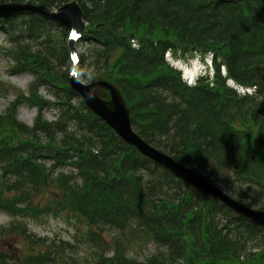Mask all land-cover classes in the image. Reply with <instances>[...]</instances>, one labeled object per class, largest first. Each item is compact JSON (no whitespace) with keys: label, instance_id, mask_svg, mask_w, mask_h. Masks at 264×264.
Here are the masks:
<instances>
[{"label":"trees","instance_id":"trees-1","mask_svg":"<svg viewBox=\"0 0 264 264\" xmlns=\"http://www.w3.org/2000/svg\"><path fill=\"white\" fill-rule=\"evenodd\" d=\"M69 1L27 2L56 9ZM78 2L88 23L79 68L118 84L136 133L264 210V0ZM0 25L14 69L34 76L28 93L18 92L0 115V212L11 218L0 226V264H84L65 258L70 243L29 229L27 220L43 216L81 224L96 247L115 233L112 254L101 247L96 264H264L263 228L142 157L71 91L67 34L58 24L20 13ZM167 52L212 53L213 80L188 86ZM227 80L256 94L241 97ZM43 84L53 100L40 94ZM23 104L38 110L32 126L18 119ZM131 237L156 251L135 261L126 247ZM15 238L23 249L12 254Z\"/></svg>","mask_w":264,"mask_h":264},{"label":"water","instance_id":"water-1","mask_svg":"<svg viewBox=\"0 0 264 264\" xmlns=\"http://www.w3.org/2000/svg\"><path fill=\"white\" fill-rule=\"evenodd\" d=\"M20 12L37 13L49 20L56 21L67 33L73 31L84 34L87 27L84 11L77 0L70 1L56 11H50L44 5L31 3L0 4V19H8ZM69 52H76L75 39L68 41ZM69 86L99 119L105 122L115 134L127 145L133 147L143 157L161 166L173 177L182 181L189 188L199 193L218 200L231 211L241 215L252 224L264 228V211L249 207L222 188L214 184L210 179L198 174L194 169L181 165L171 155L155 148L140 137L132 128V110L120 87L116 83L102 79H94L89 83H83L78 78V67L72 68ZM110 97L107 100V97Z\"/></svg>","mask_w":264,"mask_h":264},{"label":"rangeland","instance_id":"rangeland-1","mask_svg":"<svg viewBox=\"0 0 264 264\" xmlns=\"http://www.w3.org/2000/svg\"><path fill=\"white\" fill-rule=\"evenodd\" d=\"M21 3H27L28 0H22ZM1 27V25H0ZM25 45V44H24ZM29 46L37 48V43L28 42ZM12 47V44H9L8 38L2 28H0V115L4 114L9 107L10 103L13 102L16 98V94L19 91L27 92L29 86L34 81L33 76L27 72H15L13 69L14 61L10 58L5 57V51ZM86 46L80 41L76 43V50L80 56H84ZM208 54V53H207ZM212 54V53H211ZM191 55V56H190ZM168 60L173 62H179L184 66L191 67V70H195L194 62L198 61L201 63V66L206 68L207 73L215 74L214 69L211 70V61L212 59L209 56L205 58L200 57L195 54L187 55H173L168 54ZM213 62V61H212ZM179 64H175L178 68ZM182 66V65H181ZM85 71V77L80 78V74ZM190 71V70H189ZM70 73V71H68ZM95 72L87 66V69L79 68V78L81 81L87 83L89 82ZM40 93L48 99H53L48 89L44 86H41ZM38 111L36 108H31L26 105H22L18 108V119L27 124L32 125L33 121L37 115ZM45 117L54 121L56 119V114L49 110L46 111ZM197 171L206 176L203 171L197 169ZM247 204H250L247 202ZM11 219L4 213H0V226H6L9 224ZM29 229L37 236L44 237L49 241H55L59 243L60 241L68 242L71 244V248L65 255V258L73 257L74 260H79L84 264H96L97 253L101 252V247L98 245L96 247L92 244V241L87 236L86 228L81 224L76 223L75 221L67 220L66 218L54 219L51 216H43L38 220H27ZM115 233L108 232L103 234V239L106 241V245L102 248L104 251H108L107 254H112L115 245ZM126 242V247H128V257L134 259L137 262H145V259L154 254L156 247L153 244L142 243L138 238L131 237ZM23 241L20 238H15L10 241L12 246V254L16 252L17 249L22 251L23 246H21ZM62 264H68L66 260Z\"/></svg>","mask_w":264,"mask_h":264},{"label":"bare ground","instance_id":"bare-ground-1","mask_svg":"<svg viewBox=\"0 0 264 264\" xmlns=\"http://www.w3.org/2000/svg\"><path fill=\"white\" fill-rule=\"evenodd\" d=\"M177 66H178V69H184V67L181 66V65H177ZM196 70H198V68H196ZM185 71H186V73H187L188 76H189V74L191 75V73H190V71L188 69H185Z\"/></svg>","mask_w":264,"mask_h":264}]
</instances>
